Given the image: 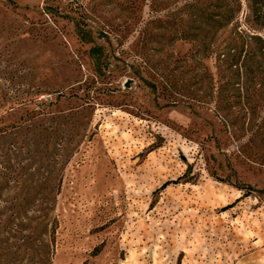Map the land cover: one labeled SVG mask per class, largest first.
<instances>
[{
  "label": "rangeland",
  "instance_id": "1",
  "mask_svg": "<svg viewBox=\"0 0 264 264\" xmlns=\"http://www.w3.org/2000/svg\"><path fill=\"white\" fill-rule=\"evenodd\" d=\"M150 2L0 0V264H38L52 205L53 264H264V95L168 105L115 34ZM150 43L184 69L192 42Z\"/></svg>",
  "mask_w": 264,
  "mask_h": 264
},
{
  "label": "trees",
  "instance_id": "2",
  "mask_svg": "<svg viewBox=\"0 0 264 264\" xmlns=\"http://www.w3.org/2000/svg\"><path fill=\"white\" fill-rule=\"evenodd\" d=\"M47 1V0H46ZM159 11H167L168 20L158 16L156 20L131 21L124 29L115 30L119 41L125 40L130 33L138 34V41L130 47L142 60L147 70L161 78L159 95L172 98L168 105L178 103L182 96L196 104H212L216 113L226 124L231 122L232 105L229 87L234 90L236 103L240 104L245 92L251 91L258 97L264 95V0H151ZM51 4L46 10L51 12ZM246 13L245 20L242 14ZM156 21L159 29H169V34L153 33L151 25ZM154 40H177L192 42L188 60H195L201 66L189 79L184 75L190 72L185 68L176 74L177 65L163 70L162 61L156 58L163 47L172 43H150ZM194 42V43H193ZM124 44V43H122ZM211 61L215 71H210L207 61ZM190 67L191 65L188 64ZM189 67V68H190ZM195 69V67L193 68ZM197 81H191V78ZM178 77L184 80L178 83ZM198 85L193 88L194 85ZM258 107V103L254 104ZM165 183L163 187H166ZM43 237L38 264H53L54 247L58 219L53 205L42 220ZM46 237V238H45Z\"/></svg>",
  "mask_w": 264,
  "mask_h": 264
}]
</instances>
